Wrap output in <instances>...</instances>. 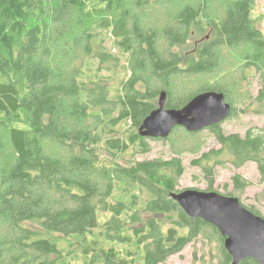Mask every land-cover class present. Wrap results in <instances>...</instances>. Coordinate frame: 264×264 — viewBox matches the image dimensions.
Returning <instances> with one entry per match:
<instances>
[{"label":"trees","instance_id":"16d2710c","mask_svg":"<svg viewBox=\"0 0 264 264\" xmlns=\"http://www.w3.org/2000/svg\"><path fill=\"white\" fill-rule=\"evenodd\" d=\"M216 1L0 0V264H165L203 235L219 242L206 263L232 264L219 230L170 196L184 172L179 152L201 147L204 129L219 147L194 164L252 161L264 184V35L255 0ZM209 90L224 94L226 119L255 106L262 126L241 134L222 121L197 131L175 126L165 138L138 133L161 91L165 107L179 109ZM148 139L168 140L175 156L138 158ZM202 169L212 177L211 166ZM232 184L242 192L250 181L235 173Z\"/></svg>","mask_w":264,"mask_h":264},{"label":"water","instance_id":"95a60500","mask_svg":"<svg viewBox=\"0 0 264 264\" xmlns=\"http://www.w3.org/2000/svg\"><path fill=\"white\" fill-rule=\"evenodd\" d=\"M165 100L161 91L157 107L138 127L141 136L165 138L175 126L197 131L222 122L231 111L224 94L212 90L196 94L179 109L165 107ZM170 196L188 216L200 217L219 230L232 264L247 257L264 264V218L244 207L237 196L196 188L170 192Z\"/></svg>","mask_w":264,"mask_h":264},{"label":"rangeland","instance_id":"374dc122","mask_svg":"<svg viewBox=\"0 0 264 264\" xmlns=\"http://www.w3.org/2000/svg\"><path fill=\"white\" fill-rule=\"evenodd\" d=\"M219 1L220 0H217L216 3H218ZM253 15L257 18V25L262 30V33L264 35V0H255ZM233 54V52L223 53L224 57L227 59H229V57H231V55ZM236 62H238V60L234 61V63ZM237 68H233L231 70H237ZM215 78L219 80L221 78L223 79L224 77L216 74ZM175 84L177 86L184 83L176 82ZM257 89L258 86L254 79L253 83L251 84L250 91L255 93ZM243 90H245L244 85ZM237 106L238 109H240L241 103ZM226 118L223 120L224 122L222 123V127L227 132H239L241 134H244V132L249 127H258L262 126L263 124V116H261V113L256 110L255 106L252 107V110H248L247 112L239 111L237 115L231 119ZM175 135L177 136L178 134ZM200 137L201 141L205 139V142H203L201 147L197 148L193 146L195 144H191L189 146L186 144L187 149H182L178 154L179 158H181L184 172L179 177L176 188L178 190H182L185 188L205 190L209 188V185L212 182L210 185L211 190L226 195H238L241 202H243L244 204L254 205L258 207L262 212H264V184L259 182V173L256 169V164L252 161H247L240 167H234L229 161L228 156H222L219 158V160H221L220 163L215 164L214 160H212L210 163H202L203 166L207 165L211 166L212 168L213 175L212 177L210 176L208 178V176H206L207 174L202 169V164L200 166L194 164L192 161L198 158L201 152L207 151L211 148H218L219 144L206 129L202 130V132L200 133ZM148 142L150 149L143 156L138 155V158L145 157L151 159L160 157L164 159L175 156V153L170 149V143L168 140L165 142L162 140L148 139ZM175 142L176 143L174 144V146L178 149L185 145L181 133L178 135V138ZM235 173H238L243 179L250 181V184L242 192H238L237 190H235L234 185L232 184V177ZM162 217L164 216L162 215ZM167 221L168 220H166V222ZM205 232L208 236H210V230H207ZM218 250V240L216 238L210 240V238H207L205 237V235H203V238L199 240L197 238L195 242L187 244L180 252L171 255L167 259L165 264H209L206 262H208V259H210V255L213 254L214 259H216L218 256Z\"/></svg>","mask_w":264,"mask_h":264}]
</instances>
